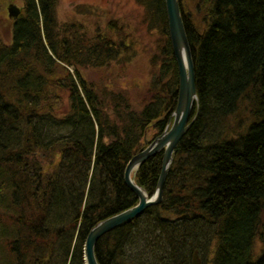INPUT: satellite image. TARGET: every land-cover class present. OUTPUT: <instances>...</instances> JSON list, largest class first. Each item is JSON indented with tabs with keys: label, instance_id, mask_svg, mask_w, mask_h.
<instances>
[{
	"label": "trees",
	"instance_id": "1",
	"mask_svg": "<svg viewBox=\"0 0 264 264\" xmlns=\"http://www.w3.org/2000/svg\"><path fill=\"white\" fill-rule=\"evenodd\" d=\"M134 2L136 28L61 21L59 0H21L10 41L0 37V264H85L92 227L137 203L124 169L172 119L178 73L164 0ZM178 3L195 119L161 202L103 235L94 253L99 264H193L194 254L264 264V0ZM143 45L149 77L136 104L126 88L82 73L125 67ZM162 155L134 172L148 196Z\"/></svg>",
	"mask_w": 264,
	"mask_h": 264
},
{
	"label": "water",
	"instance_id": "2",
	"mask_svg": "<svg viewBox=\"0 0 264 264\" xmlns=\"http://www.w3.org/2000/svg\"><path fill=\"white\" fill-rule=\"evenodd\" d=\"M164 3L169 39L178 73L176 108L172 113V120L168 122L164 130L149 143L145 142L146 147L127 162L123 174L124 183L135 194L138 202L136 205L102 220L92 227L85 240V264H97L94 249L97 241L103 235L136 218L147 207L158 205L161 202L164 182L173 160L174 150L196 116L193 113L197 99L195 71L179 3L178 0H164ZM8 10L10 17H16L19 14V10L14 6H10ZM159 152L163 154L160 173L154 193L152 196H148L146 191L135 183L133 173L142 163Z\"/></svg>",
	"mask_w": 264,
	"mask_h": 264
},
{
	"label": "rangeland",
	"instance_id": "3",
	"mask_svg": "<svg viewBox=\"0 0 264 264\" xmlns=\"http://www.w3.org/2000/svg\"><path fill=\"white\" fill-rule=\"evenodd\" d=\"M10 4L19 8L21 0H0V37L5 43L10 41L11 36V19L8 16ZM88 10L90 11L87 15L82 13ZM57 14L61 21L78 17L82 18L81 21L84 23L93 26V22L99 20L97 18L102 21L118 19V21H128L134 28L137 27L135 25L137 9L134 0H59ZM148 45L150 42L146 46ZM144 48L145 46L139 49V54H136L131 63L125 67L111 64L107 69L87 68L82 73L95 84H110L113 87L126 88L136 104L139 101L140 91L143 86H146L149 77V63ZM194 264H203V262L196 257Z\"/></svg>",
	"mask_w": 264,
	"mask_h": 264
},
{
	"label": "bare ground",
	"instance_id": "4",
	"mask_svg": "<svg viewBox=\"0 0 264 264\" xmlns=\"http://www.w3.org/2000/svg\"><path fill=\"white\" fill-rule=\"evenodd\" d=\"M10 6H14V7H15L16 9H18V10L20 9V7L18 8V7H16V6L13 5V4H10ZM8 16H9V10H8ZM9 18H10V16H9ZM64 68L68 70V68H67L66 66H64ZM69 71L72 73V69H70ZM196 96H197V94H196ZM177 98H178V96H177ZM176 104H177V101H176ZM196 107H197V99H196V102H195V105H194V112H193L194 114H196ZM175 108H176V106H175ZM157 154H158V153H157ZM137 169H138V168H137ZM137 169H136V170H137ZM136 170H135V171H136ZM167 174H168V173H167ZM133 177H134V173H133ZM158 177H159V176H158ZM166 177H167V176H166ZM157 180H158V178H157ZM165 180H166V179H165ZM164 183H165V182H164ZM156 184H157V182H156ZM155 188H156V185H155ZM155 188H154V190H155ZM137 202H138V200H137ZM136 204H137V203H136ZM136 204H135V205H136ZM123 211H124V210H123ZM137 217H138V216H137ZM84 246H85V245H84ZM84 254H85V252H84ZM195 255H196V254H194L193 264H194V261H195V259H196V258H195ZM95 258H96V256H95ZM96 261H97V258H96ZM84 263H85V261H84ZM97 264H99L98 261H97Z\"/></svg>",
	"mask_w": 264,
	"mask_h": 264
}]
</instances>
